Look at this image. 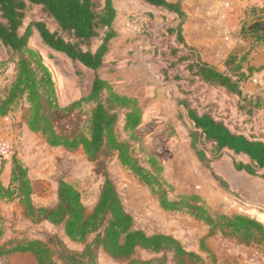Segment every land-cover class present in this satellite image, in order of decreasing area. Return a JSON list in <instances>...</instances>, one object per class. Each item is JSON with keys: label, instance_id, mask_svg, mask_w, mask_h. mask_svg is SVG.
<instances>
[{"label": "rangeland", "instance_id": "1", "mask_svg": "<svg viewBox=\"0 0 264 264\" xmlns=\"http://www.w3.org/2000/svg\"><path fill=\"white\" fill-rule=\"evenodd\" d=\"M98 1L103 3V0ZM180 1L190 16L184 31L186 42L196 50L193 54L204 61L225 70V62L235 50L242 56L253 46H258L253 37L241 39L242 28L230 30L225 24L211 19L207 9L200 7L205 0ZM114 4L120 15L117 24L119 38L112 42V51L105 60L110 73L103 77L111 80L119 92L139 99L143 123L135 132L138 138L133 140L134 143L159 158L172 196L198 194L211 212L247 214L264 222V169L257 175L236 169L235 161L248 162L249 158L229 150H224L220 158L215 157L210 167L205 166L191 146L194 125L187 108L181 104L182 99H187L199 112L210 109L216 116L224 117L232 129L264 137V117L247 113L249 97L257 95L264 99V72L244 83L248 100L218 87L211 88L198 79L191 81L188 62L173 65L178 55L173 52L174 47L182 49L179 55L185 54L183 45L176 42V35L167 32L177 23L175 16L162 15L158 10L150 11L147 4L138 0H116ZM236 4L242 13L236 18V24L243 27L254 17L252 9L255 2L236 0ZM34 20L46 22L52 30L57 28L41 5H29L25 26ZM198 28L202 29L201 33ZM98 43L95 41L93 47ZM30 45L41 53L49 65L61 107L89 93L92 73L78 66L65 53L46 47L37 31L30 38ZM254 52V61L264 58V46H258ZM50 54L55 57V63L48 59ZM0 61V93H3L13 80L15 65L10 52L1 43ZM80 67L85 73L78 72ZM112 67L115 68L113 72ZM27 108L28 105L22 101L13 112L0 116V141H7L10 145L9 153L0 155V179L5 186L9 185L13 159H19L28 169L33 188L32 202L36 208L57 205L59 181L64 179L81 192L82 201L90 213L108 177L114 183L125 209L133 216L135 227L149 234L173 235L187 250L202 256L201 261L192 264L264 263L263 246L246 245L239 238L221 231L208 235V227L202 220L186 212L163 209L149 187L119 162L115 152H106L91 160L82 149L68 150L48 145L41 133L29 129ZM91 108L89 104L55 112L53 121L56 131L66 136L87 131ZM117 130L121 139L129 138L124 131L123 115ZM201 148L208 155H216L212 153L210 142ZM138 153L143 155L139 150ZM14 197H0V227L4 232L0 244L11 248L32 239H41L50 240L56 250L60 241L72 252L83 251L84 243L70 240L62 226L50 223L40 213L28 214L20 199ZM94 236L92 234L88 241H92ZM159 257L162 255L140 251L134 258ZM166 257L167 264L175 263L171 254ZM56 258L59 259L58 255ZM97 262L130 264L131 260L114 258L101 250ZM0 264H37V261L30 252L13 251L0 256Z\"/></svg>", "mask_w": 264, "mask_h": 264}, {"label": "trees", "instance_id": "2", "mask_svg": "<svg viewBox=\"0 0 264 264\" xmlns=\"http://www.w3.org/2000/svg\"><path fill=\"white\" fill-rule=\"evenodd\" d=\"M115 1L0 0V43L10 52L15 65L13 80L0 93V116H7L24 101L28 105L26 122L29 129L41 133L48 145L68 150L82 149L91 160H96L106 152H115L119 162L149 187L163 209L186 212L202 220L208 227V235L221 231L239 238L246 245L264 247V222L247 214L211 212L206 201L198 194L172 196L159 158L134 143L133 140L138 138L135 132L143 123L139 99L119 92L111 80L103 77L110 73L105 60L112 51V42L119 38L117 24L120 15ZM138 1L165 9L177 19V23L169 27L167 32L176 35V42L183 45L185 54L179 55L182 49L174 47L173 52L178 55L173 65L188 62L187 71L191 81L198 79L211 88L218 87L244 100L249 99L247 113L264 117L263 101L253 97L246 99L241 87V82L248 77L246 71L251 73L253 70L251 66H246L251 50L242 56L235 50L225 62L226 69L221 70L193 54L196 50L188 45L184 35L188 14L180 0ZM29 5H41L57 28L52 30L41 20L31 21L25 26ZM247 25L244 24L242 28L243 37H253L255 43L264 42V33L247 31ZM34 31L39 33L44 45L50 50L65 53L74 63L93 74L91 90L86 96L61 107L53 73L41 53L30 45ZM95 41L99 43L93 47ZM48 59L55 63L52 54L48 55ZM245 66L246 70H243ZM83 68L78 72L85 73ZM114 70L112 67L111 71ZM89 104L92 108L87 131L74 136L61 135L56 131L53 121L55 112L78 109ZM181 104L187 108L194 125L191 146L205 166L210 167L215 157L220 158L224 150H229L249 158L248 162L235 161L236 169L251 175H257L264 169V137L232 129L224 117L216 116L210 109L199 112L187 99H182ZM121 115L124 117V131L129 134L127 140L121 139L117 130ZM207 142L212 144L215 156L208 155L201 148ZM216 178L221 180L218 176ZM169 188L173 189L171 186ZM32 190L27 167L14 158L9 185L5 186L0 179V197L12 198L15 195L28 214L40 213L50 223L62 226L70 240L82 242L85 247L81 253L72 252L59 241L56 250L50 240L32 239L11 248L0 244V256L19 251L32 253L37 264H98V253L103 250L111 257L131 260L130 264H167L168 254L172 255L174 264H192L202 260L199 253L187 250L173 235L158 232L149 234L135 227L133 216L125 209L114 183L108 177L90 213L82 201L81 192L64 179L59 181L58 203L54 207L36 208L32 202ZM92 234H95L94 239L88 241ZM3 235L0 227V240ZM140 251L161 254L162 257L135 259Z\"/></svg>", "mask_w": 264, "mask_h": 264}, {"label": "crops", "instance_id": "3", "mask_svg": "<svg viewBox=\"0 0 264 264\" xmlns=\"http://www.w3.org/2000/svg\"><path fill=\"white\" fill-rule=\"evenodd\" d=\"M254 2H255V5H254L255 7H253V9H252L253 10L252 14H254V17L250 20L249 24L256 21V20L264 19V0H256ZM181 4H182L183 9L188 14V20H187L186 24L184 25V31H185L186 25L190 19L189 18L190 16H189L188 10L186 8H184L182 1H181ZM147 6L150 9V11L158 10L162 15H165V16L171 14L168 11H166L165 9L152 7L149 5H147ZM200 7L206 8L207 14L210 15L211 19H215V21L218 20L222 24H225L226 27L228 26V28L230 30H239V29L243 28L240 26V24H236V20L238 19V17H240L242 15L241 10L237 7L236 0H205V4L201 5ZM213 16H215V18H213ZM198 29L201 33L202 29H200V28H198ZM262 33H264V32H262ZM240 35H242V30H241ZM241 37H242L241 39H245L243 37V35ZM226 38L228 41H231V39L229 37H226ZM256 44L258 46H264V42H257ZM257 47L255 45V46H253L252 49H250L251 52L249 54V62H248V65L246 64V66H251L253 68V70L251 73L248 70L246 71V74L248 75V77L241 82V87L243 88V90H244V83L245 82H247L249 79L253 78L254 76L256 77V75L258 73L264 72V58H260L259 61H257V62L254 61V59H253V56L255 54L254 51ZM246 66L243 68V70H246ZM244 92H245V90H244ZM252 97L256 98L260 101L264 100L262 96L252 95Z\"/></svg>", "mask_w": 264, "mask_h": 264}, {"label": "water", "instance_id": "4", "mask_svg": "<svg viewBox=\"0 0 264 264\" xmlns=\"http://www.w3.org/2000/svg\"><path fill=\"white\" fill-rule=\"evenodd\" d=\"M247 31H252V30H259L261 32H264V19H259L256 20L249 25H247Z\"/></svg>", "mask_w": 264, "mask_h": 264}, {"label": "built area", "instance_id": "5", "mask_svg": "<svg viewBox=\"0 0 264 264\" xmlns=\"http://www.w3.org/2000/svg\"><path fill=\"white\" fill-rule=\"evenodd\" d=\"M248 2H254L256 0H246ZM8 118V117H6ZM10 151V145L7 141H0V155L4 156Z\"/></svg>", "mask_w": 264, "mask_h": 264}]
</instances>
